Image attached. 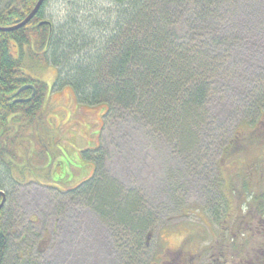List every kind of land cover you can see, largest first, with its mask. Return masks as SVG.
Returning a JSON list of instances; mask_svg holds the SVG:
<instances>
[{
  "label": "rangeland",
  "instance_id": "1",
  "mask_svg": "<svg viewBox=\"0 0 264 264\" xmlns=\"http://www.w3.org/2000/svg\"><path fill=\"white\" fill-rule=\"evenodd\" d=\"M9 1L0 0V8ZM112 8L109 0H48L43 17L66 27L104 17ZM175 18L180 34L192 35L204 55L214 48L219 64L190 144L175 138L176 132L152 129L132 116L106 120L105 104L82 105L70 88L54 90L56 69L35 65L23 50L25 72L48 90L43 120L17 146L10 180L0 167V186L8 195L7 264L28 258L34 264H202L207 259H199L202 250L212 251L218 240L251 241L248 227L264 221L251 214L247 200L264 191V171L259 179L260 163L255 165L264 162V0L218 1L211 20H201L197 32L188 25L191 6ZM235 135L242 138L234 144L238 154L228 157ZM249 140L252 148H240ZM95 150L102 155L96 177L123 197L134 196V217L146 225L135 262L120 259L118 248L125 240L120 220L97 211L88 195L68 194L92 179L95 165L84 153ZM252 163L248 188L239 201L231 200L232 191L239 190L236 177ZM103 179L88 183L101 199L115 193ZM214 199L223 200L219 216ZM243 207L250 209L246 223L229 219L231 209L243 216ZM132 208L126 210L130 217Z\"/></svg>",
  "mask_w": 264,
  "mask_h": 264
},
{
  "label": "trees",
  "instance_id": "2",
  "mask_svg": "<svg viewBox=\"0 0 264 264\" xmlns=\"http://www.w3.org/2000/svg\"><path fill=\"white\" fill-rule=\"evenodd\" d=\"M37 1L7 2L0 8V27L20 23ZM218 1L229 0H109L113 8L104 11V17L55 27L43 17L48 2L45 0L27 25L12 32H0V167L6 179L10 180L12 162L19 159L17 146L26 133L43 120L48 90L44 83L25 72L21 63L23 50L35 65L56 69L54 90L70 88L82 105L105 104L106 120L119 114L132 116L152 129L176 132L175 138L183 144H190V131L195 130L196 121L206 106L213 74L219 64L212 57L214 48L211 47V57L208 52L204 55L192 35L180 34L175 17L182 14L186 6H191L193 20L188 25L197 32L199 22H204L201 20H211L214 4ZM14 49L16 56L12 54ZM25 85L32 86L34 94L32 90H25L15 96L16 91ZM241 139L238 135L233 137L226 151L228 157L238 154V146L234 144ZM251 140L244 144L241 141L240 148H252ZM91 156L95 165L92 179L69 190L68 194L88 195L97 211L120 220L126 232L122 230L125 240L118 248L120 259L131 257L135 262L145 244L143 233L146 226L143 219L134 217L136 198L129 194L123 197L113 184L97 178V164L101 163L102 155L97 150L84 153L85 159ZM258 163L261 172L256 177L263 179L264 162L258 160L255 165ZM255 165L247 166L248 172L237 176L238 181L235 174V188L239 190L232 191L235 199L231 200L239 201L240 195L245 193ZM232 176L234 178V174ZM99 179H103L106 188L109 190L107 185L111 186L115 193L111 191L102 199L96 197L88 183L100 182ZM0 192L4 193L5 199L0 209V264H7L10 234L4 227V216L8 195L1 186ZM2 198L0 194V203ZM247 200L252 201V206L249 205L253 211L251 214L263 217L264 191L250 194ZM213 202L216 203L213 212L219 216L221 209L223 211V200L214 199ZM130 206H135L132 217L129 211L126 213ZM243 208L245 214L246 207ZM229 215L232 221L242 218L237 210L231 209ZM255 241L264 243V233ZM262 247L259 245L257 249L260 251ZM15 264L34 263L28 258L18 259Z\"/></svg>",
  "mask_w": 264,
  "mask_h": 264
},
{
  "label": "flooded vegetation",
  "instance_id": "3",
  "mask_svg": "<svg viewBox=\"0 0 264 264\" xmlns=\"http://www.w3.org/2000/svg\"><path fill=\"white\" fill-rule=\"evenodd\" d=\"M245 214L243 215L244 217L242 216L240 222H244L247 216L250 215L248 211ZM235 222L236 219L234 220ZM248 229L251 241H240V243L236 244L234 239H231L229 242L218 240L212 251L207 253V249L202 250L199 259H202L201 256L203 258L206 256L205 258H207L202 264H264V243L260 244V242L255 241L256 238H262L264 221L260 218L256 220L255 226H249ZM259 245L263 246L260 251L257 249ZM180 253L182 255L183 252L180 251ZM187 264H192L191 260Z\"/></svg>",
  "mask_w": 264,
  "mask_h": 264
},
{
  "label": "water",
  "instance_id": "4",
  "mask_svg": "<svg viewBox=\"0 0 264 264\" xmlns=\"http://www.w3.org/2000/svg\"><path fill=\"white\" fill-rule=\"evenodd\" d=\"M44 2L45 0H38L35 6L33 7V9L30 11V13L25 17V19H23L20 23H17L16 25H13L10 27H0V32H12V31L18 30L24 27L25 25H27L32 20V18H34V16L37 14V12L39 11V9L41 8ZM43 23H40V24H43ZM25 90H32V94H34V88L30 85H25V86H22L18 91H16L15 96H17L18 94H20L21 92ZM20 101H28V100H16V102H20ZM0 194L3 197L2 202L0 203V209H1L3 207L5 199H4L3 194L2 193Z\"/></svg>",
  "mask_w": 264,
  "mask_h": 264
},
{
  "label": "bare ground",
  "instance_id": "5",
  "mask_svg": "<svg viewBox=\"0 0 264 264\" xmlns=\"http://www.w3.org/2000/svg\"><path fill=\"white\" fill-rule=\"evenodd\" d=\"M0 193H2V192H0ZM3 194V193H2ZM3 196H4V194H3ZM1 214V213H0Z\"/></svg>",
  "mask_w": 264,
  "mask_h": 264
}]
</instances>
